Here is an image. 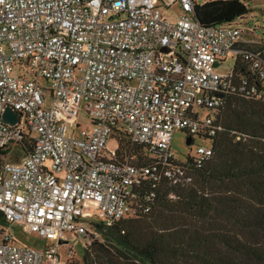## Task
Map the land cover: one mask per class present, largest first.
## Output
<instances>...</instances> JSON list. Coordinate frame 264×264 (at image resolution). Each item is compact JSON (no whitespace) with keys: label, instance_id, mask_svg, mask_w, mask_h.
I'll return each instance as SVG.
<instances>
[{"label":"built area","instance_id":"built-area-1","mask_svg":"<svg viewBox=\"0 0 264 264\" xmlns=\"http://www.w3.org/2000/svg\"><path fill=\"white\" fill-rule=\"evenodd\" d=\"M195 5L0 0V264H63L59 247L87 236L91 204L105 228L149 213L163 179L190 184L214 155L225 97L263 99L264 50L245 48L236 21L201 24ZM7 109L16 124L3 120ZM179 131L202 142L182 160L172 148ZM13 226L44 244L19 243Z\"/></svg>","mask_w":264,"mask_h":264},{"label":"trees","instance_id":"trees-1","mask_svg":"<svg viewBox=\"0 0 264 264\" xmlns=\"http://www.w3.org/2000/svg\"><path fill=\"white\" fill-rule=\"evenodd\" d=\"M250 13L243 0L195 5V18L205 26ZM259 45L256 50H264ZM241 62L237 56L236 73H244ZM225 99L216 116L221 131L209 141L214 155L192 172L193 182L163 179L149 213L111 228L95 223L104 243L96 239L87 247L84 264H264V96ZM135 150L122 153L137 165L147 162L146 152Z\"/></svg>","mask_w":264,"mask_h":264},{"label":"rangeland","instance_id":"rangeland-1","mask_svg":"<svg viewBox=\"0 0 264 264\" xmlns=\"http://www.w3.org/2000/svg\"><path fill=\"white\" fill-rule=\"evenodd\" d=\"M196 4H205L209 1L213 0H194ZM218 1V0H217ZM251 10V13L245 16L242 20H236L235 24L239 25L243 28V42L247 43V47L257 49L260 47L257 42L264 43V0H243ZM175 13H180V6L176 4L173 7ZM252 30V34L249 31ZM234 61L231 57H228L227 60L220 66L222 71H228L232 67V63ZM44 85H47L44 82ZM51 103V96L47 97V102L45 103V107L48 108ZM207 112L204 111L203 114ZM78 122L81 125V128H86L88 125V117L84 114H81ZM186 135L181 131L176 132L172 148L176 153L175 155L181 160L184 158L185 154L189 152L195 153L198 150V147L202 144L201 141L195 139V144H192L191 147L186 146ZM108 147L110 150H116L119 147L118 142L115 139H111L109 141ZM131 150V149H129ZM135 150V149H134ZM136 151V150H135ZM141 153V152H140ZM88 211L92 215L91 221L87 222V236L73 239L70 245H61L59 247V254L62 258L63 264H84V256L87 247L92 244L96 239L100 240V242L104 243L103 236L96 231L94 226L95 223H102L104 218L96 204H91L88 208ZM10 233L17 239L19 243L29 246H37L41 247L44 242L36 235H28L24 233L19 226H13L10 228ZM246 264H255L247 260Z\"/></svg>","mask_w":264,"mask_h":264},{"label":"water","instance_id":"water-1","mask_svg":"<svg viewBox=\"0 0 264 264\" xmlns=\"http://www.w3.org/2000/svg\"><path fill=\"white\" fill-rule=\"evenodd\" d=\"M17 118H18L17 115H15L10 109H7L6 113L4 114L3 120L7 123H10V124H16ZM191 139L192 138L187 139V143H186L187 146H190L192 144ZM1 217H2V215L0 214V219H1Z\"/></svg>","mask_w":264,"mask_h":264}]
</instances>
